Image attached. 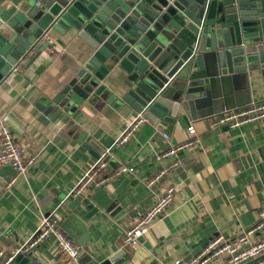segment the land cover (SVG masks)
I'll return each instance as SVG.
<instances>
[{"label": "crops", "instance_id": "1", "mask_svg": "<svg viewBox=\"0 0 264 264\" xmlns=\"http://www.w3.org/2000/svg\"><path fill=\"white\" fill-rule=\"evenodd\" d=\"M23 0H0V14ZM49 46L8 75L0 77V119L9 115L11 131L24 159H33L11 187L9 166L0 168V251L24 245L40 220L56 212L63 233L78 247L80 264L102 261L123 253L122 264H173L199 254L216 236L231 240L253 227L264 202V119L240 127H212L205 119L175 121L158 129L148 120L119 148H111L137 115L127 106L61 112L52 100L80 65L79 40L50 32ZM27 63V62H26ZM112 74L105 87L112 92L122 82ZM250 102L264 101V85L252 76ZM193 124L195 135L187 134ZM162 135L168 138L163 139ZM192 140L175 157L157 159L169 145ZM110 149L103 161L105 173L120 166L132 173L116 177L103 188L61 201L82 175ZM173 161L162 183L148 189L146 182ZM168 186H175L169 209L149 228L135 248L122 242L123 232L140 218ZM97 214L87 217L89 211ZM264 239V229L253 241ZM32 257V256H31ZM73 264L56 248L53 239L40 244L28 264ZM208 264H227L225 257Z\"/></svg>", "mask_w": 264, "mask_h": 264}, {"label": "water", "instance_id": "2", "mask_svg": "<svg viewBox=\"0 0 264 264\" xmlns=\"http://www.w3.org/2000/svg\"><path fill=\"white\" fill-rule=\"evenodd\" d=\"M22 3L0 14V77L30 65L48 48L51 31L82 44L80 65L53 110L124 105L162 129L249 104L252 76L264 85V0ZM115 73L122 82L111 93L105 81ZM122 254L84 264H122ZM28 261L18 256L13 264Z\"/></svg>", "mask_w": 264, "mask_h": 264}, {"label": "built area", "instance_id": "3", "mask_svg": "<svg viewBox=\"0 0 264 264\" xmlns=\"http://www.w3.org/2000/svg\"><path fill=\"white\" fill-rule=\"evenodd\" d=\"M264 119V101L252 102L244 106L224 109L218 114L207 117L209 125L212 127H227L234 129L241 125L257 122ZM147 120L142 113L137 114L133 120L123 130L121 135L114 141L111 148H119L126 144L129 139L139 130ZM187 134L191 138L196 131L193 124H189ZM167 139L166 135H162ZM192 145V140L171 146L157 156V159L175 157L176 154L187 146ZM110 149L105 150L104 154L91 166L79 179L76 185L69 191L66 197L61 201L60 207L66 205L71 199H80L85 193L103 188L112 179L132 173L133 168L120 166L112 172L105 173L106 165L103 158L109 154ZM33 162V159H24L22 150L17 143L10 125L9 115L0 119V168L9 166L14 171V176L7 183L11 187L14 182L26 172L27 167ZM179 165L178 161H173L168 167L162 168L153 175L147 182L148 189H155L165 179L170 169ZM176 192L175 186H168L164 192L145 210L143 215L132 223L128 229L123 232L122 242L126 247L135 248L140 241L147 235L149 228L158 220L172 205ZM264 229V202L260 204L257 211L256 223L253 227L242 232L231 240H226L222 236H216L203 247L199 254L189 258H180L173 264H208L211 261L225 257L227 264H264V239L253 241L254 236ZM53 239L56 248L63 256L69 259L73 264H80V253L74 241L69 239L59 226V219L56 212L43 216L39 227L30 236L28 241L19 248L8 254L0 251V264H13L18 256L31 259L36 248L43 242ZM32 256V257H31ZM33 264H41L34 261Z\"/></svg>", "mask_w": 264, "mask_h": 264}]
</instances>
